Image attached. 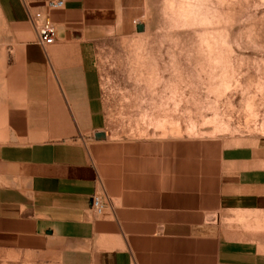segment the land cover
<instances>
[{
    "label": "crops",
    "instance_id": "crops-1",
    "mask_svg": "<svg viewBox=\"0 0 264 264\" xmlns=\"http://www.w3.org/2000/svg\"><path fill=\"white\" fill-rule=\"evenodd\" d=\"M45 1L0 0V263L264 264V141L114 140L96 43L125 0H64L42 45Z\"/></svg>",
    "mask_w": 264,
    "mask_h": 264
},
{
    "label": "rangeland",
    "instance_id": "rangeland-1",
    "mask_svg": "<svg viewBox=\"0 0 264 264\" xmlns=\"http://www.w3.org/2000/svg\"><path fill=\"white\" fill-rule=\"evenodd\" d=\"M125 7L130 27L96 43L111 138L264 141V0Z\"/></svg>",
    "mask_w": 264,
    "mask_h": 264
},
{
    "label": "built area",
    "instance_id": "built-area-1",
    "mask_svg": "<svg viewBox=\"0 0 264 264\" xmlns=\"http://www.w3.org/2000/svg\"><path fill=\"white\" fill-rule=\"evenodd\" d=\"M65 5L64 0H47L44 3V13H35L31 17L38 40L42 45L52 44L55 40L56 29L52 21L49 19V12L53 10H61ZM97 134V131H94ZM108 205V201L102 198L98 193L91 196V208L97 215H101Z\"/></svg>",
    "mask_w": 264,
    "mask_h": 264
},
{
    "label": "water",
    "instance_id": "water-1",
    "mask_svg": "<svg viewBox=\"0 0 264 264\" xmlns=\"http://www.w3.org/2000/svg\"><path fill=\"white\" fill-rule=\"evenodd\" d=\"M142 27L140 26V29H141Z\"/></svg>",
    "mask_w": 264,
    "mask_h": 264
}]
</instances>
